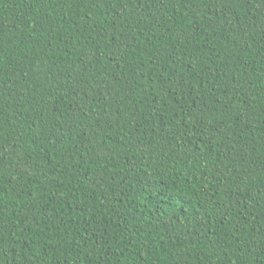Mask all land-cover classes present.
<instances>
[{"label":"trees","instance_id":"16d2710c","mask_svg":"<svg viewBox=\"0 0 264 264\" xmlns=\"http://www.w3.org/2000/svg\"><path fill=\"white\" fill-rule=\"evenodd\" d=\"M0 264H264V0H0Z\"/></svg>","mask_w":264,"mask_h":264}]
</instances>
